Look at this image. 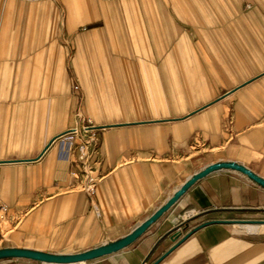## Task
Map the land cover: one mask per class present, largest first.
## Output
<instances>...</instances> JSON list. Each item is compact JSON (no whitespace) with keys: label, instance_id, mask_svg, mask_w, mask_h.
<instances>
[{"label":"crops","instance_id":"crops-1","mask_svg":"<svg viewBox=\"0 0 264 264\" xmlns=\"http://www.w3.org/2000/svg\"><path fill=\"white\" fill-rule=\"evenodd\" d=\"M243 9L241 0H0V198L9 208L0 247L76 253L114 241L213 162L264 177V69L250 75L237 47L263 44L264 22ZM88 120L100 152L92 200L78 188L79 150L63 157L51 144ZM262 217L263 187L215 171L135 243L87 264H151L205 221ZM260 225L210 223L159 264H264Z\"/></svg>","mask_w":264,"mask_h":264},{"label":"water","instance_id":"water-1","mask_svg":"<svg viewBox=\"0 0 264 264\" xmlns=\"http://www.w3.org/2000/svg\"><path fill=\"white\" fill-rule=\"evenodd\" d=\"M262 75V74H261ZM259 75V76H261ZM256 76L245 84L258 78ZM243 84V85H245ZM237 88L226 93L229 94L235 91ZM225 94V95H226ZM220 170H233L245 175L248 179L255 182L264 188V177L254 172L244 164L236 161H217L207 164L200 170L196 171L192 176L184 181V183L177 188L173 194L160 205L150 216L144 219L140 224L133 228L128 234L122 236L114 241L107 242L105 244L81 251L76 253H52L47 251H40L29 248H20L15 246L0 247V260L4 259H28L45 264H77L88 262L99 257L109 255L118 251H121L133 243H135L154 223H156L178 200L200 179L207 176L210 173ZM242 222H263L264 220H245V219H225V220H209L205 221L192 230L187 232L183 237L178 239L176 243L156 258L151 264H159L167 255H169L177 246L183 243L189 236L200 228L210 223H237Z\"/></svg>","mask_w":264,"mask_h":264},{"label":"built area","instance_id":"built-area-1","mask_svg":"<svg viewBox=\"0 0 264 264\" xmlns=\"http://www.w3.org/2000/svg\"><path fill=\"white\" fill-rule=\"evenodd\" d=\"M59 142L61 156L79 150L76 162L80 169L75 173L78 178V188L83 190L92 200L97 185L101 180L98 165L100 162L99 142L96 127L88 120L87 124H77L55 137L52 143ZM9 208L0 198V243L4 240L9 226ZM82 264H87L83 262Z\"/></svg>","mask_w":264,"mask_h":264},{"label":"rangeland","instance_id":"rangeland-1","mask_svg":"<svg viewBox=\"0 0 264 264\" xmlns=\"http://www.w3.org/2000/svg\"><path fill=\"white\" fill-rule=\"evenodd\" d=\"M233 1V5H235V0ZM249 4L250 7H247L246 5ZM241 6L244 7L243 10H246L248 12V20L249 21H263L264 22V0H241ZM263 31V41H264V29ZM250 32V31H249ZM202 47L208 49V45H203ZM218 46H211V52L216 49ZM240 48V51L242 52V57L245 58L247 56V71L251 75L252 73H255L256 71L264 69V42L263 44H248L247 46H237ZM218 49V48H217ZM216 49L217 52H219ZM247 54H244V53ZM243 64V60H242ZM188 208H185V210ZM182 210V211H185ZM264 220V217L260 218ZM262 225V224H261ZM245 230V229H244ZM260 234H264V232H259ZM151 261V260H150Z\"/></svg>","mask_w":264,"mask_h":264},{"label":"bare ground","instance_id":"bare-ground-1","mask_svg":"<svg viewBox=\"0 0 264 264\" xmlns=\"http://www.w3.org/2000/svg\"><path fill=\"white\" fill-rule=\"evenodd\" d=\"M245 223H255V224H262L260 225L262 228H264V223L263 222H242L240 224H245ZM77 264H82V263H77Z\"/></svg>","mask_w":264,"mask_h":264}]
</instances>
